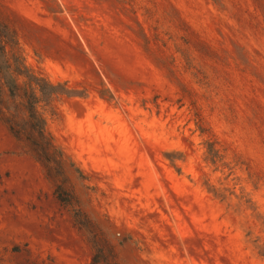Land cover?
Returning a JSON list of instances; mask_svg holds the SVG:
<instances>
[{"label": "rangeland", "instance_id": "1", "mask_svg": "<svg viewBox=\"0 0 264 264\" xmlns=\"http://www.w3.org/2000/svg\"><path fill=\"white\" fill-rule=\"evenodd\" d=\"M0 264H264V0H0Z\"/></svg>", "mask_w": 264, "mask_h": 264}, {"label": "trees", "instance_id": "2", "mask_svg": "<svg viewBox=\"0 0 264 264\" xmlns=\"http://www.w3.org/2000/svg\"><path fill=\"white\" fill-rule=\"evenodd\" d=\"M28 77V80L31 84H34V85H38L36 81L37 78H34V77H30V76H27ZM11 96L12 98H14L15 100V97H16V94L14 92H11ZM23 98V102L25 103V109H26V113H27V117H28V120H35L36 121V117H35V97H34V93L33 91H31L28 95H25V96H20ZM37 125V130H36V138H35V142H38L41 143V142H44L45 140V133L43 131V128L40 126ZM17 133V132H16ZM30 136H32V134H29ZM38 152V151H37ZM41 154H45L46 151L44 149H41V151H39Z\"/></svg>", "mask_w": 264, "mask_h": 264}]
</instances>
